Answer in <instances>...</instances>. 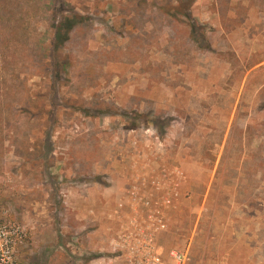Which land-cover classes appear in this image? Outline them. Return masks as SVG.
<instances>
[{
  "label": "rangeland",
  "instance_id": "374dc122",
  "mask_svg": "<svg viewBox=\"0 0 264 264\" xmlns=\"http://www.w3.org/2000/svg\"><path fill=\"white\" fill-rule=\"evenodd\" d=\"M195 1L0 0V206L28 232L22 264L107 260L117 207L137 189L155 194L152 182L165 176L180 197L164 255L264 264V231L238 238L223 215L241 158L240 190L264 195V100L234 99L264 82L247 77L262 55L239 56L214 21L195 17L219 1L226 12V0ZM67 17L78 24L56 47ZM196 160L204 177L190 181Z\"/></svg>",
  "mask_w": 264,
  "mask_h": 264
},
{
  "label": "built area",
  "instance_id": "2783aa9c",
  "mask_svg": "<svg viewBox=\"0 0 264 264\" xmlns=\"http://www.w3.org/2000/svg\"><path fill=\"white\" fill-rule=\"evenodd\" d=\"M152 184L155 194L141 195L134 187L137 191L132 192L130 205L126 202L117 207V230L110 240V264H186V252L172 250L166 256L161 245L180 193L177 188L170 190L173 180L167 176ZM28 243L25 227L0 206V264H22L21 252ZM96 264H104V260Z\"/></svg>",
  "mask_w": 264,
  "mask_h": 264
},
{
  "label": "crops",
  "instance_id": "0c3cea01",
  "mask_svg": "<svg viewBox=\"0 0 264 264\" xmlns=\"http://www.w3.org/2000/svg\"><path fill=\"white\" fill-rule=\"evenodd\" d=\"M227 1V7L229 6V9L226 10V12H223L222 7L223 4L221 1L216 2V7L213 12L206 11V12H199V14H196L195 17L198 19V21L206 22V21H214V27L217 28L216 31L219 34L220 38L224 37L227 38L229 43H232V48L236 54L240 56V53L245 50L249 49L251 50L250 54H261L262 59L260 63H255L252 66H250L247 77L252 74L251 78H255L257 75L262 74L264 78V0H226ZM197 5H202L200 0H196ZM237 7H241L242 10L240 11L237 9ZM200 10V9H198ZM230 23L231 26L228 29L226 27V24ZM252 79H249L247 82V86L252 83ZM202 85L201 81L198 80V82L194 85ZM248 89L252 92H248ZM244 94L239 93L235 96V101L238 102V100L243 98V100H248V102H259L260 100H264L260 94L264 97V82H262L261 86L253 85L252 88H248ZM243 95V96H242ZM191 98V97H190ZM195 100H205L203 96L197 95L193 97ZM263 111V110H262ZM225 145V144H224ZM223 146V145H222ZM245 148V147H244ZM252 148L254 150H259L260 145L255 143ZM261 153V151H259ZM262 155V153H261ZM190 160L189 158L187 159ZM246 159L241 158L239 159V162L235 164L239 167L237 174H236V186L233 190L232 194L228 197V204L224 206L223 209L226 210V212H223V215H227L228 222L231 223L233 226L235 225V230L237 231L238 235H236L238 238L240 236L250 235L248 232L249 229H253L256 232H262L264 231V195L260 198H258L257 195H252V193L247 192V190L243 189L240 190V183L243 181V179L246 178L245 173L242 171L241 167H243L246 164ZM253 160V159H252ZM197 167L199 174L197 177L190 178V181H201L203 180L204 175L200 171V167H203L205 164L201 160H196ZM192 162H195L193 160ZM217 162H215L216 165ZM220 164V162H219ZM202 170V169H201ZM254 174L251 177H257ZM262 175V174H261ZM88 193V192H87ZM210 191L207 192L204 204L202 206V210H207V202L209 199ZM88 200V197L85 198V201ZM258 201V203H257ZM254 202H256L255 206L253 207ZM217 205V202H215ZM226 204V203H225ZM222 209V207H221ZM220 209V210H221ZM216 211V210H215ZM202 212V211H201ZM217 212V211H216ZM222 212V210H221ZM84 213V214H83ZM85 215V225L83 228H85V246L88 248V246L93 241V235L94 231L90 229L93 228V217L89 215V212L85 211L82 212L81 215ZM202 215V213H201ZM221 215V214H220ZM202 218V217H201ZM199 218V220H201ZM216 220V219H215ZM102 222V221H100ZM101 224V229H105L107 227L104 223ZM74 229V228H73ZM116 229V228H115ZM102 236V234L100 235ZM103 237V236H102ZM107 237L106 239H108ZM88 239V242H87ZM109 240V239H108ZM237 245H250V243H241L240 241L237 243ZM111 249V248H110ZM110 257L106 260H104V264H110Z\"/></svg>",
  "mask_w": 264,
  "mask_h": 264
},
{
  "label": "trees",
  "instance_id": "16d2710c",
  "mask_svg": "<svg viewBox=\"0 0 264 264\" xmlns=\"http://www.w3.org/2000/svg\"><path fill=\"white\" fill-rule=\"evenodd\" d=\"M78 21L76 18H64L62 23L56 27L55 42L56 47L61 46L64 42L69 39V35L72 30L77 26Z\"/></svg>",
  "mask_w": 264,
  "mask_h": 264
}]
</instances>
